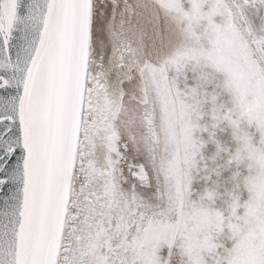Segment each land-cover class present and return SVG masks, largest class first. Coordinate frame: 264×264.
Instances as JSON below:
<instances>
[{"label": "rangeland", "instance_id": "rangeland-1", "mask_svg": "<svg viewBox=\"0 0 264 264\" xmlns=\"http://www.w3.org/2000/svg\"><path fill=\"white\" fill-rule=\"evenodd\" d=\"M93 8L58 264H264V0ZM122 44L140 60L113 102Z\"/></svg>", "mask_w": 264, "mask_h": 264}, {"label": "water", "instance_id": "water-1", "mask_svg": "<svg viewBox=\"0 0 264 264\" xmlns=\"http://www.w3.org/2000/svg\"><path fill=\"white\" fill-rule=\"evenodd\" d=\"M93 0H0V264H58Z\"/></svg>", "mask_w": 264, "mask_h": 264}, {"label": "bare ground", "instance_id": "bare-ground-1", "mask_svg": "<svg viewBox=\"0 0 264 264\" xmlns=\"http://www.w3.org/2000/svg\"><path fill=\"white\" fill-rule=\"evenodd\" d=\"M139 4V3H138ZM137 4V5H138ZM133 5V4H132ZM128 6V5H127ZM131 6V5H130ZM142 7V6H141ZM142 9V8H141ZM140 12V11H138ZM149 16V15H148ZM127 17V16H125ZM138 17V16H137ZM140 17V16H139ZM142 17V16H141ZM94 18H95V12H94V8H93V22H94ZM138 19V18H137ZM127 21V20H126ZM145 21V20H143ZM124 24V23H123ZM125 25V24H124ZM118 27V26H117ZM129 27V26H128ZM134 28V27H133ZM131 30V29H130ZM117 34V33H116ZM94 35V32H93V26H92V32H91V42H92V37ZM130 38V37H129ZM127 39V38H126ZM122 43V42H121ZM119 44V43H118ZM140 45V44H139ZM126 45L125 44H122L121 45V50L117 52V56L115 57L114 59V62L112 63V66L110 67L109 69V76L110 79L112 80L113 84H114V90L112 92H109L110 93V99L115 102L117 101V99L119 98L120 96V93H121V87L122 85L126 88V89H129L126 85H128V83H125L127 81V79H129V77L131 76L130 74V70L131 68L137 64L140 60V53H141V49L139 50L140 47H138V50H132L130 49V46L128 45L129 49H125ZM118 49V48H117ZM112 55V54H111ZM92 56H93V53H92V50H91V46H90V53H89V64H88V72H87V77H88V74H89V71H90V59H92ZM112 58V56H111ZM94 59V58H93ZM138 61V62H137ZM94 62V61H93ZM137 62V63H136ZM100 65V64H99ZM109 65V64H108ZM107 65V66H108ZM95 67V66H94ZM98 67V66H97ZM94 69V68H93ZM97 69V68H95ZM104 69V68H103ZM104 71V70H103ZM105 73V72H104ZM98 74V73H97ZM96 76V74H95ZM105 76V75H104ZM98 77H102V75L100 74V76ZM100 78V79H101ZM100 79L98 81H100ZM87 82V80H86ZM111 83V86L113 85ZM108 86V85H107ZM109 88V86H108ZM110 89V88H109ZM130 90V89H129ZM109 91V90H108ZM107 92V91H106ZM98 97V96H97ZM78 153H79V150H78ZM78 157V156H77ZM76 177H74V182L76 181L75 180ZM73 182V184H74Z\"/></svg>", "mask_w": 264, "mask_h": 264}]
</instances>
